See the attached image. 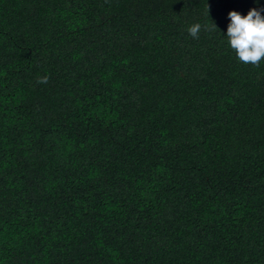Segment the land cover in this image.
Returning <instances> with one entry per match:
<instances>
[{
  "label": "trees",
  "instance_id": "1",
  "mask_svg": "<svg viewBox=\"0 0 264 264\" xmlns=\"http://www.w3.org/2000/svg\"><path fill=\"white\" fill-rule=\"evenodd\" d=\"M261 6L0 0V264H264Z\"/></svg>",
  "mask_w": 264,
  "mask_h": 264
},
{
  "label": "clouds",
  "instance_id": "2",
  "mask_svg": "<svg viewBox=\"0 0 264 264\" xmlns=\"http://www.w3.org/2000/svg\"><path fill=\"white\" fill-rule=\"evenodd\" d=\"M259 4V0H254ZM229 18L226 32L228 46L235 52L236 58L242 63L258 65L264 60V6L251 7L245 14L235 9L228 11ZM201 29L199 23L187 28L193 38L198 36ZM47 75L39 78L40 83L47 82Z\"/></svg>",
  "mask_w": 264,
  "mask_h": 264
}]
</instances>
